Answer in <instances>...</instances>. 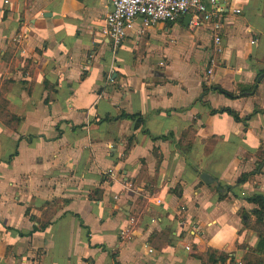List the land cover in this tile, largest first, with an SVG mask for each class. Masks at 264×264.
Returning <instances> with one entry per match:
<instances>
[{"label":"crops","instance_id":"obj_1","mask_svg":"<svg viewBox=\"0 0 264 264\" xmlns=\"http://www.w3.org/2000/svg\"><path fill=\"white\" fill-rule=\"evenodd\" d=\"M224 2L217 53L185 14L113 49L108 0L0 5V264H264V0Z\"/></svg>","mask_w":264,"mask_h":264},{"label":"built area","instance_id":"obj_2","mask_svg":"<svg viewBox=\"0 0 264 264\" xmlns=\"http://www.w3.org/2000/svg\"><path fill=\"white\" fill-rule=\"evenodd\" d=\"M109 9L103 17L101 34L115 49L139 22V31L157 22H174L183 14L189 13V26H205L212 41V52L220 50L221 18L225 12L238 14L240 9L227 5L224 0H108ZM8 0H0L1 6H6ZM211 58L207 63L203 76H209L213 66ZM162 65V62H159ZM156 203L159 200H155ZM179 209H183L180 207ZM128 230H124L126 235ZM189 249V247H185ZM148 253L152 249L146 248Z\"/></svg>","mask_w":264,"mask_h":264},{"label":"trees","instance_id":"obj_3","mask_svg":"<svg viewBox=\"0 0 264 264\" xmlns=\"http://www.w3.org/2000/svg\"><path fill=\"white\" fill-rule=\"evenodd\" d=\"M254 88H255V85L253 84L248 89H246L244 93L250 94L254 90ZM210 89H211V87H210ZM220 92L225 94L227 97H234V94L229 93L227 91L220 90ZM254 111H257V110H254ZM217 112H220V113L225 112V113L231 115L234 120H239L237 114L230 109L219 108V109L215 110V109L209 108V113L213 114V113H217ZM123 118L132 120L134 128L139 127L143 122V120L139 114H124ZM105 119H108V118H105ZM142 131L144 133L148 134V132L145 129H143ZM167 136H168V134L159 135V136H151V138H152V140L165 139ZM246 177H247V175H240L238 177L237 181L238 182L244 181L246 179ZM245 199L248 202L256 203L257 207H258L256 209L252 210V213L255 216V221H254L253 225L257 229V231L259 232V240L256 244L255 250L262 254V253H264V228H263V223H262V217L264 215V197L261 195H252V196L246 197Z\"/></svg>","mask_w":264,"mask_h":264},{"label":"water","instance_id":"obj_4","mask_svg":"<svg viewBox=\"0 0 264 264\" xmlns=\"http://www.w3.org/2000/svg\"><path fill=\"white\" fill-rule=\"evenodd\" d=\"M189 18H190V14L189 13H186L183 17V24L186 26L188 24V21H189ZM199 178L201 180H203L204 182H206V178H207V175L205 173H201Z\"/></svg>","mask_w":264,"mask_h":264}]
</instances>
